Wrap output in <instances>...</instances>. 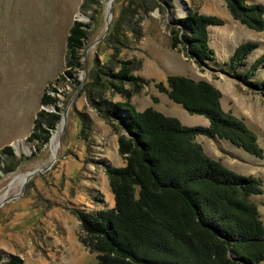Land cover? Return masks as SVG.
Masks as SVG:
<instances>
[{
    "label": "rangeland",
    "instance_id": "374dc122",
    "mask_svg": "<svg viewBox=\"0 0 264 264\" xmlns=\"http://www.w3.org/2000/svg\"><path fill=\"white\" fill-rule=\"evenodd\" d=\"M115 1L106 32L111 0H0V154L11 146L16 156H3L0 167V252L5 257L16 254L26 264L98 263V253L81 239L79 215L114 206L105 164L123 166L125 160L119 152L118 135L88 103L82 87L97 57L104 58L110 51L103 40L125 3ZM247 1L264 5V0ZM193 8L224 22L208 28L215 50L210 66L198 64L182 44L173 47V21ZM76 20L91 24L81 50L84 67L77 73L81 85L75 78L65 81L61 77L67 68L68 35ZM135 20L139 33L133 49L124 53L141 62L136 74L148 81L132 97L136 107H153L188 126H208L206 116L191 114L156 87V82L167 84L170 75L206 79L221 90L223 107L246 121L264 149V94L228 74L230 57L240 43H260L248 57L249 64L264 53V31L252 30L235 19L224 0H174L173 5L165 4L164 9L156 8ZM252 80H264V61ZM50 84L58 86L61 93L55 95L60 100L44 106L41 98ZM42 109L61 116L47 144L28 141ZM81 113L90 115L95 124L89 139L83 137ZM63 121L55 152L54 134ZM197 141L210 156L238 173L264 181V158L227 140L199 135ZM32 171L37 172L28 180H17ZM252 199L264 221V193Z\"/></svg>",
    "mask_w": 264,
    "mask_h": 264
},
{
    "label": "trees",
    "instance_id": "16d2710c",
    "mask_svg": "<svg viewBox=\"0 0 264 264\" xmlns=\"http://www.w3.org/2000/svg\"><path fill=\"white\" fill-rule=\"evenodd\" d=\"M124 1L103 40L111 52L97 57L82 88L88 103L118 135L125 165L105 164L114 206L80 212L83 243L98 253L97 264H263L264 221L252 199L264 193L263 179L238 173L210 156L197 141L199 135L227 140L264 158L257 134L243 118L223 107L221 90L206 79L170 75L167 84L156 82V87L191 114L206 116L208 126L185 125L153 107L139 110L132 97L148 81L136 74L141 62L124 51L133 49L139 33L135 18L173 5L174 0ZM224 1L235 19L264 31L262 3ZM173 23V47L182 44L198 64L210 66L215 50L208 28L223 25V20L193 8ZM90 28V23L76 20L70 29L67 68L61 76L65 81L75 78L82 84L77 73L84 67L81 50ZM259 46L256 41L237 45L228 74L264 94V80H252L264 53L253 63L248 61ZM52 92L57 93L58 86L46 88L42 105L57 104L60 99ZM80 115L83 137L89 139L95 124L90 115ZM60 119V114L42 109L28 141L47 144ZM3 156L16 157L11 146L4 147L0 167ZM0 264L26 263L19 255L5 257L0 252Z\"/></svg>",
    "mask_w": 264,
    "mask_h": 264
},
{
    "label": "water",
    "instance_id": "95a60500",
    "mask_svg": "<svg viewBox=\"0 0 264 264\" xmlns=\"http://www.w3.org/2000/svg\"><path fill=\"white\" fill-rule=\"evenodd\" d=\"M114 1L115 0H111L110 2V6H109V9H108V14H107V29H106V32L107 30H109V27H110V21H111V17H112V14H113V10H114ZM66 115H67V110L64 112V120L66 118ZM61 140V138H60ZM60 143V141H59ZM37 171H32L28 174V176L26 177V180H28L34 173H36Z\"/></svg>",
    "mask_w": 264,
    "mask_h": 264
},
{
    "label": "bare ground",
    "instance_id": "6f19581e",
    "mask_svg": "<svg viewBox=\"0 0 264 264\" xmlns=\"http://www.w3.org/2000/svg\"><path fill=\"white\" fill-rule=\"evenodd\" d=\"M64 122L63 121L56 129V132L54 134V138H53V149L55 152L58 151V146L57 144L55 143L56 140L58 139V137L60 136V133L62 132V129H63V126H64ZM58 141V140H57ZM26 179V175H21L20 177L17 178V180H21L22 182Z\"/></svg>",
    "mask_w": 264,
    "mask_h": 264
},
{
    "label": "built area",
    "instance_id": "2783aa9c",
    "mask_svg": "<svg viewBox=\"0 0 264 264\" xmlns=\"http://www.w3.org/2000/svg\"><path fill=\"white\" fill-rule=\"evenodd\" d=\"M58 90H59V88H58ZM57 93H61V92H57ZM52 94H53V95H55V94H56V92H52Z\"/></svg>",
    "mask_w": 264,
    "mask_h": 264
},
{
    "label": "crops",
    "instance_id": "0c3cea01",
    "mask_svg": "<svg viewBox=\"0 0 264 264\" xmlns=\"http://www.w3.org/2000/svg\"><path fill=\"white\" fill-rule=\"evenodd\" d=\"M215 158V157H214Z\"/></svg>",
    "mask_w": 264,
    "mask_h": 264
}]
</instances>
